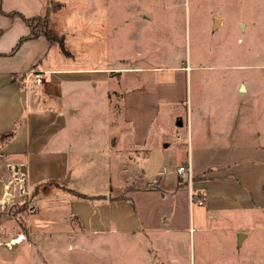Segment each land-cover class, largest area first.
Instances as JSON below:
<instances>
[{"label":"rangeland","instance_id":"obj_1","mask_svg":"<svg viewBox=\"0 0 264 264\" xmlns=\"http://www.w3.org/2000/svg\"><path fill=\"white\" fill-rule=\"evenodd\" d=\"M48 13L51 31L63 38L62 44L43 41L40 83L22 82L33 67L18 75L20 87L33 96L29 105L23 104L22 91L18 106L0 105V129L17 126L21 114L30 125L34 147L22 159L29 166L27 184L40 180L35 198L36 188L28 187L19 167L0 154V264H132L136 239L160 235L145 227L123 229L131 203L111 204L103 197L120 190L123 195L127 187L148 182L138 174L160 176L159 184L166 186L185 179L176 173L181 165L176 153L182 142L186 146L187 132L195 169L216 165L237 145H260L257 150L264 155V0H49ZM20 46L5 61L26 68L29 48ZM241 84L248 92L239 91ZM139 87L146 93L134 97L132 113L158 104V119L148 123L147 156L146 150L133 148L135 125L122 114L123 94L130 90L136 95ZM177 115L182 125H176ZM139 119L135 124L145 130ZM161 138L172 143L158 153ZM40 142L46 143L43 158H38ZM197 149L205 153L200 156ZM127 153L136 155L129 160ZM58 163L61 170L67 168L63 179ZM245 167L254 166L247 162ZM207 173H193L194 191L195 181ZM65 184L74 196L92 197L82 202L91 218L84 229L77 218L69 221L70 229L60 215L44 221L53 216L50 203L62 195ZM33 201L45 218L29 229L28 215L36 211ZM260 202L250 209H215L207 215L204 199L201 205L187 200V209L191 221L197 213L205 224L207 216L212 218L208 225L215 229L202 235L217 247L213 252L225 254L230 242L237 255L253 259L264 256V198ZM237 225L248 231L238 247ZM20 234V242L10 243ZM151 245L143 251V244L137 246L135 264L159 263Z\"/></svg>","mask_w":264,"mask_h":264},{"label":"crops","instance_id":"obj_2","mask_svg":"<svg viewBox=\"0 0 264 264\" xmlns=\"http://www.w3.org/2000/svg\"><path fill=\"white\" fill-rule=\"evenodd\" d=\"M48 6L49 0H0V29L2 30V33L0 34V105L4 102L5 104H13L12 107L14 104L18 106L17 104L19 100L18 102L16 100L21 91L24 92L23 104L24 102L26 103V106L27 104H30V96L31 98L33 96L32 94H29L30 92L24 90L23 87H20L21 80H18V75L20 76V74L32 67L36 70L44 71L40 68H37V65L42 58L41 51L43 49V41L49 45V42L42 36L24 41L19 50L26 48L27 46L29 48V55L27 62L25 63V65H27L26 68L10 66V64L5 61L10 55L5 54L11 50L10 45L15 44L20 36L25 35L28 32V27L20 18H12L4 14V12L16 10L25 16H42L48 13ZM220 22H222V18L218 19V23ZM46 70L56 71L57 69ZM22 82L24 81L22 80ZM245 89L248 92V88L245 87ZM135 92H137L136 95L132 94L130 90H127L123 94L122 114L124 119H126L128 122H130L132 119V122L135 125L131 137L133 148H142L146 150L144 156H147L150 152V149L147 148L150 136L148 123L158 119L159 113L158 109L156 108L158 104H150L151 109L142 107L139 109V114H136L138 116H136L134 113H132L134 111H131L134 97H140L146 93V91L143 89V87H139ZM137 98L138 97H135V99ZM177 100L178 98H172V102H176ZM176 117L179 118V115ZM185 117H188V121H190L189 115L186 114ZM20 118L21 123H19L17 126L12 124V126L10 128L8 127L7 130L0 129V154L3 156V159L8 160V164L12 165L13 167L16 165L18 167L23 165V172L20 173L25 176L26 181L27 174L29 173V166L24 162L22 157L24 156L23 154L28 155L30 147H34V143L31 139L32 135L30 125L24 121V119L22 121V114L20 115ZM138 119L145 121V130H142V128L135 124ZM17 120L19 121V118H15L14 122ZM183 123L184 120L182 124ZM169 128L172 130L173 126H169ZM121 134L122 131H120L118 139H121ZM1 135L4 136L1 137ZM182 137V139H184V136ZM186 138L188 139L186 146L184 145L185 143L182 142V146L179 148V151L183 150V153L178 154V151L176 153V157L181 164L188 162L192 172L195 175L208 170L206 178L202 179L201 181H195L194 184L197 188L195 191L196 194L199 193L202 195L204 202L206 203L205 212L207 215H211L212 211L215 209H250L252 207L258 206L261 203L260 201H262L264 198V168L261 169V167L264 166V155L262 153L260 154V151L257 149L261 148L262 146L258 145L256 147L252 145V147L246 149L241 147L235 148L240 145L233 146L227 150L228 158L225 154L223 157L224 159H222L216 165H213V168L208 164L209 166H202L195 169L192 157V146L190 145L191 137L189 139L188 132ZM179 140H181V138H179ZM161 142H164L163 138L160 139L159 143ZM159 143H157L155 146L158 153L159 150H161L160 147L167 149L172 142L168 141L164 142L163 144ZM45 144H40L37 151L40 155L38 158H43V153L41 151ZM197 151V154L200 156L205 153L203 149H197ZM231 153L234 154V158H229V154L231 155ZM56 154L59 156L63 154L61 150H59L58 145ZM127 155L129 154L127 153ZM135 155L130 154L128 159H134ZM144 156H141V158ZM40 161L41 160H39V162ZM247 162H250L254 167H245ZM62 166L63 164L58 163V167H60L61 171L59 179H63L67 171V168L65 170H61ZM144 175L145 174H138L137 178H146L148 182L137 185V187L134 188L133 186H131V188L127 187L129 189L123 194L127 198L115 199L117 196L122 195L121 190L112 194L111 197H103L105 198L106 202L111 204H123L128 201L131 203L132 211L126 209L128 220L125 221V223H121L123 224L121 226L123 229H128L129 231L135 232L143 230L145 227L146 229H150L154 231V233L160 235H156L151 239H136V242H134L132 245V259L134 260H132V264H135V260H137L136 255L140 252V248L137 251V246H140V244H143L141 251L145 249L150 250L152 247L151 244H153V250L155 251L154 256L159 261L158 264H264V256L259 257V255H257L258 257L251 259L250 257H246L244 255H237L234 251V243L230 244V242L227 244V247H225V254L223 253L220 256L218 253L213 252L217 249V247H215L213 243H209L211 239H206L202 235V233L205 231H212L215 229V227H212V225H208V221L212 218L207 216V221L205 224V221L203 222V220L200 218V215L197 213L196 220L193 221L192 219L191 221L187 209V185L184 179H176L172 182V184L166 186V184H159L161 183L160 176L155 177L152 175L148 178L144 177ZM153 180H155L154 184L151 182ZM68 181L69 180L66 179L64 183H68ZM39 184L40 180H37L29 185L26 181V185H28V187L36 188L35 198L38 195L39 190L37 187ZM153 185L156 187L153 188ZM212 185H217V187H213ZM57 186H60L59 183H57ZM163 186H166L167 189H164ZM199 189H203V191ZM61 190L63 191L62 195H58V197L50 203L49 212L53 216L49 215L47 218L44 217L45 215L42 216L40 212L41 209L36 207L33 201L36 211L28 215L27 222L29 229L39 225L41 223L40 221L42 220V217L45 218L44 221L50 222L52 220L51 218H54L55 215L56 220H58V215H60L59 218L61 220L64 219L66 223L65 225L68 226L69 229V221L71 220L73 222V219L75 218H77L76 221L78 222V226L82 229H84V225L90 223L91 218L86 213H84L86 210L83 207L82 202L91 201L92 197L80 192H77V196H74L73 193L70 192L73 189L67 187V184L63 185ZM64 193L68 194V196ZM132 197H135V199ZM78 206L80 207L77 208ZM181 207L182 210H180ZM198 211L199 209H197V212ZM180 217L181 220L178 219ZM242 227L243 226L238 225L233 227L236 231L240 230L245 232V236L242 239L241 244H243L248 236L247 229L245 226L243 228ZM241 244L239 246H241ZM136 252L137 254H135ZM146 263H148V260Z\"/></svg>","mask_w":264,"mask_h":264},{"label":"trees","instance_id":"obj_3","mask_svg":"<svg viewBox=\"0 0 264 264\" xmlns=\"http://www.w3.org/2000/svg\"><path fill=\"white\" fill-rule=\"evenodd\" d=\"M4 14H6L12 18L13 17L20 18L28 27V32L25 35L20 36L19 39L17 40V42L11 48V50L8 53H6L5 55L14 54L16 52V50L18 49V47L24 41H26L28 39L37 38L39 36L44 37L49 42V44L54 43V42H60L62 44L63 38L61 36H57L56 34H54L51 31L50 24H49V13H46L42 16H40V15L25 16L19 11L11 10L8 12H4ZM1 33H2V30L0 29V34ZM2 136H4V135H1V137ZM129 188H131V187H129ZM129 188H127V190ZM81 196H83V195H81ZM125 198H127V197H125L124 195H119L115 199H125ZM21 233H23V235L26 237L29 234V231L27 229H24Z\"/></svg>","mask_w":264,"mask_h":264},{"label":"built area","instance_id":"obj_4","mask_svg":"<svg viewBox=\"0 0 264 264\" xmlns=\"http://www.w3.org/2000/svg\"><path fill=\"white\" fill-rule=\"evenodd\" d=\"M43 73L42 71L35 70L31 71L29 74H27L24 77V82H31L33 84H38L42 81ZM177 175L185 174L186 178L184 179L186 185H187V199L188 204L191 205L192 202H195L198 205H201L203 203V199L200 198L196 192L194 191L192 187V170L190 167V164L188 162L181 164L178 166V169L176 170Z\"/></svg>","mask_w":264,"mask_h":264},{"label":"water","instance_id":"obj_5","mask_svg":"<svg viewBox=\"0 0 264 264\" xmlns=\"http://www.w3.org/2000/svg\"><path fill=\"white\" fill-rule=\"evenodd\" d=\"M244 90H245V87H244L243 84H241L239 91H244ZM181 124H182V123H181V120H180V118H178V119L176 120V125H181ZM16 168H17V167H15V169H16ZM23 169H24V167H23V165H21V166L19 167V170H20L21 173L23 172ZM244 236H245V233H244L243 231L237 233V240H236V242H237V246H239V245L241 244V241H242V239L244 238Z\"/></svg>","mask_w":264,"mask_h":264},{"label":"bare ground","instance_id":"obj_6","mask_svg":"<svg viewBox=\"0 0 264 264\" xmlns=\"http://www.w3.org/2000/svg\"><path fill=\"white\" fill-rule=\"evenodd\" d=\"M6 191V190H5ZM4 195H5V193H4ZM3 195V196H4ZM4 199V198H3ZM22 234H20V235H18L17 237H15V238H13L11 241H10V243H17V242H20L21 241V239H22Z\"/></svg>","mask_w":264,"mask_h":264}]
</instances>
